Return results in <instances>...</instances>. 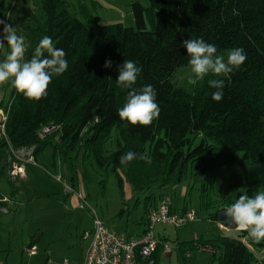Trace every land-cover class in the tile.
Here are the masks:
<instances>
[{
  "label": "trees",
  "instance_id": "16d2710c",
  "mask_svg": "<svg viewBox=\"0 0 264 264\" xmlns=\"http://www.w3.org/2000/svg\"><path fill=\"white\" fill-rule=\"evenodd\" d=\"M40 1L39 15L30 9V21L21 25L27 40L25 58L47 35L65 51L68 69L53 76L47 97L40 101L26 99L13 88L2 150L8 144L15 149L33 147L37 158L53 138H41L40 132L54 126L65 153L82 149L94 155L99 166L116 173L121 189L128 180L137 197L145 195V212L152 199L182 180L189 163L200 176L216 166H235L229 175L236 196L223 208L242 194L264 191V0H149L148 6L135 1V27L98 24L93 16L86 23L72 14L68 0ZM19 13L16 21L21 23L24 11ZM2 19L14 23L12 14ZM189 38L215 44L218 55L243 48L247 59L227 76L209 75L194 86L188 81L180 85L174 78L180 67L190 65L181 46ZM109 59L113 64L106 69ZM125 59L142 69L135 87L150 84L156 90L161 111L150 126H132L118 117L128 90L117 85V66ZM220 78L225 81L224 98L215 102L208 80ZM196 137L200 141L193 144ZM108 140L115 146L107 150ZM129 151L147 153L151 163L136 159L120 164V156ZM222 209L214 220L219 221ZM199 244L215 249L212 264H264V255H258L264 251V240L256 241L242 230L236 236L192 242L196 248ZM161 251L159 244L151 259L139 256L138 264H157Z\"/></svg>",
  "mask_w": 264,
  "mask_h": 264
},
{
  "label": "rangeland",
  "instance_id": "374dc122",
  "mask_svg": "<svg viewBox=\"0 0 264 264\" xmlns=\"http://www.w3.org/2000/svg\"><path fill=\"white\" fill-rule=\"evenodd\" d=\"M68 1L72 4V14L86 23L93 16L98 24L122 23L134 27L136 21L132 2L149 5V0ZM40 8V0H0V19L12 14L14 23L11 22V25L18 35L24 36L21 25L30 21L27 13L31 9L35 15H39ZM22 10L24 17L20 23L16 19L20 18L19 12ZM25 44L27 48L26 38ZM8 51L5 44L0 61ZM220 55L226 57L227 53ZM190 75V65L180 67L174 81L184 84ZM13 88L10 81L0 85V110L5 115ZM57 132L58 129L54 127L41 137L53 138L37 154L36 162L32 164L24 162L33 155V147L20 148V152L10 144L4 146L3 150L0 148L3 151L0 156V192L12 199L11 203L8 200L0 202V261L3 264H58L65 257L78 260L87 244L82 234L93 227V215L90 207L80 208L81 200L77 192L83 194L98 216L111 228L126 235H136L144 227L141 221L146 210L145 195L137 197L128 180L121 189L116 173L111 168L99 166L94 155H88L82 149L65 153L64 147L55 139ZM6 139L5 135L0 136V140ZM115 139L114 134L112 140ZM112 140L105 143V149L115 146ZM199 141L200 137H196L193 144ZM20 161L27 167L28 179L24 181L13 179L14 175L18 177L19 170L8 174V166ZM234 168L216 166L209 174L200 176L195 173L192 164H188L177 188L171 190L172 207L176 214L194 210L199 218L179 227L166 224L156 228L158 232L166 227L165 237L173 249L171 255L161 252L157 264H212L211 252L192 246L196 236L209 240L219 235L236 236L240 233L239 229H222L221 223L213 219L218 208L222 209L230 198L236 196V190L230 186L229 175ZM204 183L207 185L205 192ZM65 184L73 186L76 191L68 192ZM157 201L159 197L152 199V203ZM244 240L248 242V238ZM179 243L185 244L188 250L183 251ZM30 244L38 247L36 255L28 256L24 252ZM188 252L190 256H187ZM258 255L263 256L264 251L258 252Z\"/></svg>",
  "mask_w": 264,
  "mask_h": 264
},
{
  "label": "clouds",
  "instance_id": "9594fccd",
  "mask_svg": "<svg viewBox=\"0 0 264 264\" xmlns=\"http://www.w3.org/2000/svg\"><path fill=\"white\" fill-rule=\"evenodd\" d=\"M5 44L9 51L0 61V85L10 81L12 87L26 99L40 101L46 98L53 76L62 75L68 69L65 51L54 45L52 37L45 35L31 57L26 59L25 37L18 35L10 23L0 19V48H4ZM181 46L189 57L192 75L188 77V84L193 86L209 75L227 76L238 70L247 59L246 52L239 47L228 50L226 57L218 55L216 45L202 38L184 39ZM112 64L110 59L106 60L104 67L111 68ZM117 71V85L128 90L126 102L118 109L119 119L132 126H150L159 118L161 111L155 88L150 84L139 89L135 87L142 69L132 60L125 59L117 66ZM208 85L215 89L211 99L221 102L224 98V79H209ZM136 159L151 163V156L147 153L129 151L120 156V164ZM222 210L226 224L247 232L256 241L264 240V191L255 195L242 194Z\"/></svg>",
  "mask_w": 264,
  "mask_h": 264
},
{
  "label": "built area",
  "instance_id": "2783aa9c",
  "mask_svg": "<svg viewBox=\"0 0 264 264\" xmlns=\"http://www.w3.org/2000/svg\"><path fill=\"white\" fill-rule=\"evenodd\" d=\"M0 116V136H6L5 125L7 115L0 110ZM51 128H54V126H46L40 132V136H44ZM58 178L61 177L59 176ZM65 188L68 192L76 191L69 184H65ZM77 194L81 200L80 208L85 209L86 207H90L92 210L93 227L83 232L82 239L87 244L82 259L77 261L65 257L61 264H138L139 256L151 259L159 244L162 245L163 253L171 254L173 251L171 242L158 238L156 228L159 225L166 224L179 227L182 224L199 218L194 210H186L183 214L173 212L171 191H164L159 198L158 204L148 211L147 225L144 233L140 236L128 237L124 233L118 232L108 226L89 205L83 194L81 192H77ZM1 200L10 201L7 198ZM220 226L222 229L228 228L222 224ZM195 239H198V236ZM199 249L211 253L215 251L210 245L204 246L199 244ZM24 252L28 256H33L38 253V247L34 244L29 245L24 249ZM0 264H3L2 261H0Z\"/></svg>",
  "mask_w": 264,
  "mask_h": 264
},
{
  "label": "crops",
  "instance_id": "0c3cea01",
  "mask_svg": "<svg viewBox=\"0 0 264 264\" xmlns=\"http://www.w3.org/2000/svg\"><path fill=\"white\" fill-rule=\"evenodd\" d=\"M32 148V147H31ZM18 150V152H20V150L21 149H17ZM36 162V158L35 157H33V155H31L29 158H27L26 160H25V162L24 163H29V164H32V163H35ZM24 163L23 162H19L18 164H15V165H11V166H8V174H12L13 173V170H16V172H18V170H19V175H17L18 177L16 178L15 177V175L13 176V179L14 180H21V181H24V180H26V179H28V172H27V167L24 165ZM15 168V169H14ZM10 180V179H9ZM14 180H10V181H14ZM174 188H177V185H175V186H173L172 188H168V189H164L165 191H171L172 189H174ZM3 197H6L5 195H2ZM7 199H9L10 201L8 202V203H11L12 202V199H10V198H8V197H6ZM74 198V197H73ZM73 198L71 199L72 201H73ZM158 202V201H157ZM157 202H155V203H153V204H151L149 207L150 208H152V207H154V206H156L158 203ZM1 203H4V202H1ZM149 208V209H150ZM172 210H173V212H175V210H174V208L172 207ZM149 211V210H148ZM147 214H148V212H145V214H144V216H143V218H142V224H143V229H142V231L140 232V233H138V234H136V235H126L125 233V235L126 236H128V237H136V236H140V235H142L143 233H144V231H145V229H146V225H147ZM220 223V222H219ZM161 226V225H160ZM166 228V227H165ZM164 228V229H165ZM162 230V231H158L157 232V234H158V238H163V237H165V230ZM116 230V229H115ZM119 232V231H118ZM121 233H123V232H121ZM231 234H233V233H231ZM83 235V234H82ZM38 240V239H37ZM162 253H163V251H161ZM173 252V251H172ZM162 253H161V255H162ZM83 254H84V252H83ZM172 254V253H171ZM171 254H168V255H171ZM36 255V254H35ZM187 256H190L189 255V252H188V254H187ZM82 257H83V255H81V257H79L78 258V260L77 261H80L81 259H82ZM58 264H61V263H58Z\"/></svg>",
  "mask_w": 264,
  "mask_h": 264
},
{
  "label": "water",
  "instance_id": "95a60500",
  "mask_svg": "<svg viewBox=\"0 0 264 264\" xmlns=\"http://www.w3.org/2000/svg\"><path fill=\"white\" fill-rule=\"evenodd\" d=\"M218 219H219V222H220L222 225H225V226L228 225V224H226V223L224 222V220H225V216H224V214H223V210L220 211V212L218 213Z\"/></svg>",
  "mask_w": 264,
  "mask_h": 264
},
{
  "label": "bare ground",
  "instance_id": "6f19581e",
  "mask_svg": "<svg viewBox=\"0 0 264 264\" xmlns=\"http://www.w3.org/2000/svg\"><path fill=\"white\" fill-rule=\"evenodd\" d=\"M9 202V201H8ZM30 245H32V244H30Z\"/></svg>",
  "mask_w": 264,
  "mask_h": 264
}]
</instances>
